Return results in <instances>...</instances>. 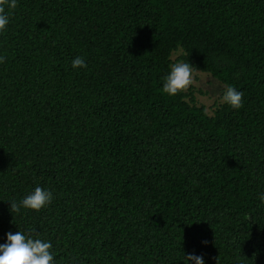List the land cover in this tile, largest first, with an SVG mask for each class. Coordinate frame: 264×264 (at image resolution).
Returning <instances> with one entry per match:
<instances>
[{
  "label": "trees",
  "instance_id": "trees-1",
  "mask_svg": "<svg viewBox=\"0 0 264 264\" xmlns=\"http://www.w3.org/2000/svg\"><path fill=\"white\" fill-rule=\"evenodd\" d=\"M178 50L243 107L163 93ZM0 56V244L35 229L54 264H264V0H17ZM37 186L50 204L10 211Z\"/></svg>",
  "mask_w": 264,
  "mask_h": 264
},
{
  "label": "clouds",
  "instance_id": "clouds-1",
  "mask_svg": "<svg viewBox=\"0 0 264 264\" xmlns=\"http://www.w3.org/2000/svg\"><path fill=\"white\" fill-rule=\"evenodd\" d=\"M17 7V0H0V32L6 29L10 22V11ZM6 57L0 56V63L5 62ZM73 69L86 68L87 64L83 57L77 56L71 62ZM194 70L197 71L188 61H178L170 65V73L164 77L162 92L169 96H176L185 92L194 83ZM243 92L236 90L233 86H226L221 102L226 103L233 109L239 110L243 107ZM207 114V112L205 113ZM53 199L49 190L37 186L27 196L19 201L10 202V211L20 213L22 209L40 211ZM264 200V196L261 197ZM35 229L27 232L17 231L7 233V242L0 244V264H54V255L51 253L52 244L37 238ZM202 243L207 244V241ZM186 264L189 261L193 264H204L202 256L189 254L184 257ZM217 264H219L217 257Z\"/></svg>",
  "mask_w": 264,
  "mask_h": 264
},
{
  "label": "rangeland",
  "instance_id": "rangeland-1",
  "mask_svg": "<svg viewBox=\"0 0 264 264\" xmlns=\"http://www.w3.org/2000/svg\"><path fill=\"white\" fill-rule=\"evenodd\" d=\"M180 53V50L173 53L171 60L178 62L177 58L180 56ZM193 75L194 83L185 92L193 97L196 105L202 106L208 115H212L215 106L222 103L221 96L223 95L225 86L200 70H194Z\"/></svg>",
  "mask_w": 264,
  "mask_h": 264
}]
</instances>
